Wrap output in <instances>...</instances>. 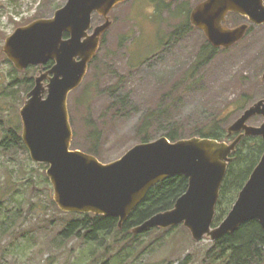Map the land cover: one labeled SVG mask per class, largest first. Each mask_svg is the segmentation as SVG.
I'll return each mask as SVG.
<instances>
[{"label": "rangeland", "instance_id": "rangeland-1", "mask_svg": "<svg viewBox=\"0 0 264 264\" xmlns=\"http://www.w3.org/2000/svg\"><path fill=\"white\" fill-rule=\"evenodd\" d=\"M67 1L0 0V264H179L186 258L188 264H207L213 240L205 236L196 241L184 224L167 232L144 231L136 239L123 240L119 234L120 241L115 232L103 233L101 243L63 234L76 212L53 203L49 165L34 161L23 139L24 145L16 143L9 132L22 137L20 110L28 96L18 83L24 74L13 70L3 48L18 27L53 17ZM202 1L125 0L115 6L95 59L68 97L71 149L87 152L95 143L90 135L95 128L98 158L110 163L142 142L140 129L146 123L150 140L175 128L190 138L216 119L227 129L264 98V23L230 14L226 26L247 22L249 33L198 66L209 40L203 30L186 26ZM103 22L104 16L93 15V28ZM47 64L34 75L49 70ZM263 121L257 115L249 124Z\"/></svg>", "mask_w": 264, "mask_h": 264}, {"label": "water", "instance_id": "water-1", "mask_svg": "<svg viewBox=\"0 0 264 264\" xmlns=\"http://www.w3.org/2000/svg\"><path fill=\"white\" fill-rule=\"evenodd\" d=\"M123 1L68 0L53 17L18 27L6 39L4 53L20 70L54 61L49 70H40L20 115L30 157L49 165L55 202L65 212L117 217L122 227L153 186L184 174L189 186L175 206L137 225L134 233L184 224L196 241L205 236L215 241L250 220H258L264 228V153L227 216L213 227L221 186L238 144L246 135L264 136V121L259 126L249 124L254 116L264 118V98L228 126V136L239 133L230 143L199 136L171 141L161 136L136 144L110 163L71 149L68 96L83 82L102 35L112 24L109 13ZM230 12L263 24L264 0H204L192 9L190 20L213 46L229 48L244 37L249 26H225ZM94 13L104 16L105 22L93 28Z\"/></svg>", "mask_w": 264, "mask_h": 264}, {"label": "trees", "instance_id": "trees-1", "mask_svg": "<svg viewBox=\"0 0 264 264\" xmlns=\"http://www.w3.org/2000/svg\"><path fill=\"white\" fill-rule=\"evenodd\" d=\"M192 26L193 24L189 19L188 26L186 27ZM219 49L221 48H217L208 42L201 52L202 56L198 62V66L208 63ZM53 63L54 61L51 60L45 69H48ZM38 69L39 66H30L25 73H20L18 68H13L15 72L21 75L24 74V77H21L18 83L25 87V93H28L35 85L34 74ZM218 121L217 119L214 120L209 128H207L208 130L202 128L193 136L213 138L219 141L235 139L238 136L239 133L228 136V129L221 126ZM149 127L148 123H146L140 129L142 142L150 141ZM9 132L15 135L14 141L16 143L24 145L21 142L22 137L18 133H15L13 129ZM90 135L95 140V143L86 148L87 152L98 157L100 155L98 147L100 135L95 128L91 129ZM166 136L171 141H177L183 137L176 128L167 132ZM263 153L264 136L246 135L238 144L221 186L213 223L214 227L218 226L231 210L240 190L259 163ZM188 186L189 178L184 174H177L160 181L149 190L145 199L132 211L122 227L119 226V219L117 217L95 213H71L72 217L67 221L63 234L68 237H82L88 242L98 241L99 243L103 241L101 235L103 233L115 232V236L117 237L120 234L123 240H127L124 238L136 239L140 234L134 233L133 228L158 212L172 209L178 198L185 193ZM53 203L56 205V202L53 201ZM154 229L162 230V228H153L146 231ZM168 230L169 228L164 229L165 232ZM117 240L120 241L118 237ZM129 241L133 243L131 240ZM188 262L189 258H186L179 264H188ZM205 262L207 264H264V228L261 223L258 220H250L242 224L235 232L225 234L213 241L212 247L206 253Z\"/></svg>", "mask_w": 264, "mask_h": 264}, {"label": "flooded vegetation", "instance_id": "flooded-vegetation-1", "mask_svg": "<svg viewBox=\"0 0 264 264\" xmlns=\"http://www.w3.org/2000/svg\"><path fill=\"white\" fill-rule=\"evenodd\" d=\"M244 16V15H243ZM244 17H246V16H244ZM247 18V17H246ZM248 19V18H247ZM248 21H249V19H248ZM249 22H251V21H249ZM245 23H247V22H244V23H242V24H245ZM252 23V22H251ZM249 26H248V29H247V31H246V33H245V36L243 37V38H245L246 36H247V34L249 33V31H250V29H251V24L250 23H247ZM242 38V39H243ZM241 39V40H242Z\"/></svg>", "mask_w": 264, "mask_h": 264}]
</instances>
